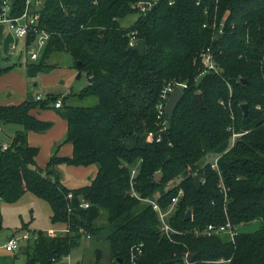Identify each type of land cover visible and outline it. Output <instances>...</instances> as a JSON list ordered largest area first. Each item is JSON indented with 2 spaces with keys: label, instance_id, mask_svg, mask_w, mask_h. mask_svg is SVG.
<instances>
[{
  "label": "trees",
  "instance_id": "16d2710c",
  "mask_svg": "<svg viewBox=\"0 0 264 264\" xmlns=\"http://www.w3.org/2000/svg\"><path fill=\"white\" fill-rule=\"evenodd\" d=\"M43 1L40 26L50 37L42 57L25 65L26 76L59 67L53 56L68 52L89 82L77 93L0 105V122L23 126L7 149L0 147V200L12 203L32 192L50 203L52 221L69 229L55 236L35 230L39 236L28 241V264H55L68 256L80 244L81 227L91 234L108 229L110 264H131L140 244L134 264H214L219 258L264 264V0H157L146 13L133 6L137 0ZM13 3V14H21L25 0ZM137 11L135 23L123 27L120 20ZM215 17L227 26L219 40L204 26ZM133 33L145 40V54L130 45ZM210 44L222 52L220 72L201 75V53ZM169 82L186 87L163 130L157 105ZM73 95L97 102L74 105ZM60 98L62 106L56 107ZM36 107L55 108L67 120L66 142L73 145L71 156L57 151L45 167L37 163L40 148L29 143L28 132H45L53 122L32 114ZM230 127L240 134L233 146ZM213 155L219 156L218 168L212 167ZM62 164H96L98 172L90 184L73 189L60 178ZM134 167L138 196L131 194ZM180 189L184 195L169 216L177 232L168 237L158 213L141 198L156 199L166 210ZM84 201L89 207L81 206ZM103 208L106 222L95 225ZM227 219L236 226L256 220L262 225L240 231L234 241L204 232ZM189 253L196 254L190 262ZM92 264H102L101 250Z\"/></svg>",
  "mask_w": 264,
  "mask_h": 264
},
{
  "label": "rangeland",
  "instance_id": "374dc122",
  "mask_svg": "<svg viewBox=\"0 0 264 264\" xmlns=\"http://www.w3.org/2000/svg\"><path fill=\"white\" fill-rule=\"evenodd\" d=\"M139 16L140 13L137 11L122 18L120 22L123 27H129L135 23ZM2 42L3 44H1ZM7 43V41L4 42V39L2 41L0 40V55L8 63H16L13 66L16 67L0 74V104L16 101L17 98L20 100L23 99L24 101L30 100V92L33 93L36 99L42 100L47 99L51 95L65 96V94H69L71 89L77 93L88 84L89 79L87 74L83 73L80 78L77 77L79 71L74 67L73 59L68 52H59L53 56L52 60L54 63H59V67L43 72L36 78H28L26 76L25 61L22 58L20 59V50L23 49L25 41L14 38L13 41L8 43V48L14 43H17L18 49L13 50L14 53L10 52V49L7 51ZM69 99V102L74 105H93L97 102V99L94 97L80 99L77 95L70 96ZM40 109H51L59 116V118H53L46 114L45 117H47V120L53 122L54 127H51L52 129L50 131L49 129L45 131L48 132L46 135L43 132H36L37 136L32 135L31 137V141L34 144L38 143L37 146L40 147L37 163L39 166L45 167L52 154L59 151L64 143L70 142H66L67 132L63 134L64 128L61 123V120H64V118L62 119L58 111L55 108ZM0 125L3 128V131H0L1 142L10 140V137L15 135L16 130L23 129V126L18 123H4L1 121ZM33 133L35 134V132ZM56 137L58 139L55 140ZM209 159L212 160L213 156H210ZM58 170L62 182L69 188H80L91 183V180L87 176H80L72 165L62 164L58 166ZM179 180L180 178L177 181ZM0 213L3 217V229L0 231V246L10 235H19L24 232H29L32 235V232H34L32 230H35V228L36 230H43L49 236L66 234L64 230L66 226L64 223L52 221V208L50 203L32 192L25 193L21 198L12 203L0 200ZM106 217L107 210L103 208L95 225L104 224ZM24 224H27V226L24 227ZM261 225L262 221L256 220L249 224L239 225L238 227L239 231H254ZM51 231H53L52 234H50ZM108 234V229H102L92 234V238H86V236L81 237L80 244L73 248L68 256L58 260L55 264H92L96 259V251L98 249L102 253V264H110ZM222 236L226 239L229 237L227 233L222 234ZM33 242L34 239H30V243ZM12 254L19 258L17 264H26L27 255L25 253L17 251Z\"/></svg>",
  "mask_w": 264,
  "mask_h": 264
},
{
  "label": "built area",
  "instance_id": "2783aa9c",
  "mask_svg": "<svg viewBox=\"0 0 264 264\" xmlns=\"http://www.w3.org/2000/svg\"><path fill=\"white\" fill-rule=\"evenodd\" d=\"M157 0H137L133 6L136 7L139 12L146 13L148 12L152 6L156 3ZM43 0H25V9L21 14H13L15 10V5L13 3V0H0V25L5 24L9 30H11L14 34V38L16 40H24L25 45L23 49L20 50V59L22 58L25 61V65L28 62L38 61L45 50V47L48 43L50 33L45 31L40 26V13L39 9L41 8L43 4ZM172 3V2H171ZM207 12V10H206ZM205 27H211L214 30V36L212 37L215 40H219L224 36L226 33V21L224 19L214 18V20L209 23L205 22ZM234 25H231V28H233ZM137 44V38L136 36L132 35L130 39V45L135 46ZM44 48V49H41ZM10 49H12V53H14L13 50L18 49L17 43H14ZM218 51L215 49L213 44H210L207 46L201 53V64L203 67V72L201 75H204L208 72L213 73H219L220 72V66L217 62V57L219 54ZM176 86H180L182 89L186 87L185 83H176V82H169L166 84L161 92L160 96V102L157 105V117H158V124L162 125V129L164 130L166 128V125L168 123V118L166 114V105L167 101L169 99V96L173 89ZM40 98V95H39ZM56 107L62 106V99H58L56 101ZM260 106H258L259 108ZM233 131L231 144L230 146H233L235 143V140L237 136H239V133H236L235 130L230 127ZM161 137H157V140L159 141ZM148 140H151V135L148 136ZM9 144H1L0 147L2 149H7ZM218 155H213V159L210 160L213 168H218ZM136 167L132 168L131 171V189H132V195L138 196V194L135 191L134 188V177L136 175ZM221 191L224 193L225 197L228 193V188L225 186V184L222 182L221 179ZM184 195L183 190H179L178 194L173 197L171 205L168 209H163L161 205L158 203L156 199L151 198H141L146 202H149L153 209L158 213L159 219H160V229L161 231L166 234L168 237H171L173 233H176L177 230L170 224L169 222V216L174 212L176 205L180 199ZM69 198L73 197V193L70 192L68 194ZM88 202L81 203L82 207H89ZM65 232H68L69 229L65 227ZM80 231L83 233V237L86 236V238H92V234L88 232L85 228L81 227ZM200 231H196L198 234ZM204 232L208 235L212 234H224L227 233L229 235V240L234 241L237 234H239V227L234 225L231 220L227 219L222 224H215L211 223L209 224ZM53 231L50 232L52 234ZM38 232H32V235L29 232H24L19 235H12L7 243L5 244L6 248L8 250H16L20 247L21 242L23 241H29L30 239H38ZM143 244H140L136 247L135 251L133 250L132 256H131V264L135 263V258H137L138 255L142 253L141 246ZM188 256V254H187ZM231 261L230 258H219L214 261V264H229Z\"/></svg>",
  "mask_w": 264,
  "mask_h": 264
},
{
  "label": "crops",
  "instance_id": "0c3cea01",
  "mask_svg": "<svg viewBox=\"0 0 264 264\" xmlns=\"http://www.w3.org/2000/svg\"><path fill=\"white\" fill-rule=\"evenodd\" d=\"M4 39V42H10V41H13L14 40V34L11 30H9V28L5 25V24H2L0 25V40L2 41ZM8 43L6 44V46L8 45ZM3 44V42L1 43ZM9 45L7 46V51L10 49L8 48ZM10 52H11V49H10ZM2 55H0L1 57ZM3 58V57H2ZM4 59V58H3ZM5 60V59H4ZM6 62H8L7 60H5ZM16 65V63H15ZM16 67V66H15ZM15 67H11L9 68L8 70L10 69H14ZM89 82V80H88ZM73 90V89H71ZM26 92V90H25ZM66 95V94H65ZM64 96V95H62ZM24 100H20L19 98H17V100L15 101H9L10 103H7V104H0V105H8V104H18V103H21L23 102ZM38 112H40L38 114ZM32 114H34L36 117L40 118V119H43V120H47V116H52L53 118H59V116L57 114H55L51 109H40V108H35L31 111ZM63 119V118H62ZM60 120V119H59ZM58 120V121H59ZM61 123L63 125V128H64V133L65 134L67 131H68V122L66 119L64 120H61ZM54 126H52L53 128ZM50 128V129H52ZM49 129V131H50ZM0 131H3V128L2 126L0 125ZM17 131V130H16ZM15 131V132H16ZM35 132V134L33 133ZM46 133L48 132H43L44 135H46ZM41 134V135H43ZM32 135H36L37 136V133L36 131H29L28 132V141L31 145L33 146H37V144H34L32 141H31V137ZM14 136V135H13ZM34 136V137H36ZM12 136L10 137V140H4L3 142L0 141L1 144H9L10 141L12 140ZM58 139L57 137L55 138V140ZM40 148V147H39ZM58 154L60 155H67V156H71L73 154V145L71 143H64V145H62L58 151ZM38 158V157H37ZM74 169L77 170V172L79 173L80 176H87L90 180H92L95 175L97 174L98 172V166L96 164H92V165H89V166H84V165H79V166H75V165H72ZM64 183V182H63ZM65 184V183H64ZM66 185V184H65ZM36 230V228H35ZM35 230H32V231H35ZM12 235H10L7 240L3 242V244H1L0 246V264H17V260H19V258L12 254V253H15V252H22V253H25L27 255V260H26V264H28V251H29V246H28V241H23L21 242V245L18 249L16 250H8L5 246V244L7 243V241L9 240V238L11 237ZM33 264H40V263H33Z\"/></svg>",
  "mask_w": 264,
  "mask_h": 264
},
{
  "label": "water",
  "instance_id": "95a60500",
  "mask_svg": "<svg viewBox=\"0 0 264 264\" xmlns=\"http://www.w3.org/2000/svg\"><path fill=\"white\" fill-rule=\"evenodd\" d=\"M135 50H137L140 54H145L146 51V43L144 39H138L137 40V44L135 45ZM81 64V63H79ZM15 65V63H8L6 62L2 57H0V71L2 70H6L9 69L11 67H13ZM82 72L79 71L78 73V78L81 77ZM184 95V91L180 86H176L173 91L171 92L169 99L167 101V105H166V114H167V118H168V122H171L173 119V116L175 114L176 108L178 106V104L180 103L182 97ZM30 100H34L35 96L33 95L32 92H30ZM195 98L196 100L202 105V95L201 93H196L195 94ZM243 108L246 111L248 109V105L247 104H243ZM195 182L196 185L199 186L200 185V177L199 175H195ZM162 176L161 174H157L156 175V181H161ZM192 217V211L188 210L187 211V215L186 218L189 219ZM196 254L193 253H189L187 256V261L190 262L192 257H194ZM120 263H122V260H120ZM163 264H172V262H166Z\"/></svg>",
  "mask_w": 264,
  "mask_h": 264
}]
</instances>
